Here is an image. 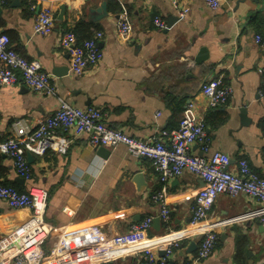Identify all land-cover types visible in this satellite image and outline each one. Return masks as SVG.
<instances>
[{
	"label": "crops",
	"instance_id": "0c3cea01",
	"mask_svg": "<svg viewBox=\"0 0 264 264\" xmlns=\"http://www.w3.org/2000/svg\"><path fill=\"white\" fill-rule=\"evenodd\" d=\"M178 1L189 8L184 17L170 0L0 1V31L9 35L20 55L37 61L51 75L57 90V96H52L22 82L0 87V138L13 133L14 121L36 127L61 98L79 108L98 109L110 127L148 140L161 129L177 128L190 99L206 122L209 151L228 154L231 171H236L237 160L245 158L264 177V97L260 94L264 47L255 42L257 34L264 37V0H225L216 10L204 0ZM61 5L65 8L59 20ZM41 10L53 18L49 34L33 32ZM123 12L132 25L126 41L115 32V20ZM156 17L165 22L164 28L156 26ZM69 31L78 38L103 33L98 42V62L80 76L69 71L70 56L60 44ZM58 67H67V73L53 75L52 69ZM218 75L231 94L226 104L209 107L199 89ZM242 107L250 119L247 125L241 123ZM58 134L69 141L66 151L48 149L43 155L31 154L27 158L29 181L20 178L10 158L0 153V180L19 191L45 189V220L66 234L65 242L54 235L48 237L40 264H91L107 256L104 247L112 250V264H143L141 249L124 245L123 253L116 239L145 217L151 216L153 221L158 217V205L151 195L161 183L149 160L133 157L124 145L105 147L108 153L103 156L84 135ZM201 147L197 141L190 152L207 155ZM137 172L143 173L145 185L135 180ZM203 185L198 175L188 172L166 183L169 220L160 219L157 225L152 221L146 235L154 239L157 255L170 263L188 264L198 250L201 235L189 230L188 222ZM255 206L248 195L222 193L215 198L208 218H232ZM25 214L0 199V237L17 226ZM217 236L211 255L194 264H264V228L258 219L226 224L217 229ZM174 241L178 245L167 255L165 248Z\"/></svg>",
	"mask_w": 264,
	"mask_h": 264
},
{
	"label": "built area",
	"instance_id": "2783aa9c",
	"mask_svg": "<svg viewBox=\"0 0 264 264\" xmlns=\"http://www.w3.org/2000/svg\"><path fill=\"white\" fill-rule=\"evenodd\" d=\"M170 1L179 16L184 17L189 8L181 5L178 0ZM224 1L204 0L212 10L218 9ZM34 8L35 5L30 3V9ZM53 22L52 16L41 10L34 20L33 32L49 34L53 30ZM154 22L160 29L165 27V22L159 17H156ZM131 31L129 17L124 12L119 14L115 20L117 36L126 41ZM102 35L101 31H96L80 44L77 43L73 31L61 37L60 44L69 53V71L73 75L80 76L96 65L101 56L98 42ZM255 42L264 47V37L260 34L255 36ZM262 72L264 78V70ZM19 82L36 92L57 96V90L51 83V75L43 71L37 61L27 60L20 55L12 47L9 36L0 31V87H12ZM199 93L209 107H216L228 102L231 89L223 77L218 75L203 82ZM260 94L264 97V79ZM12 127L13 133L0 140V153L10 158L16 174L24 181L31 180L27 153L43 155L48 149L61 153L66 151L69 141L66 137L60 136L59 132L84 135L87 142L95 148L124 145L133 157L148 159L161 183L160 188L151 195V199L157 203L158 217L164 222L170 217V209L165 200L167 181L185 172L198 175L204 181V185L197 193L188 223L189 230L201 235V241L194 259L188 264H194L211 255L218 242L217 229L226 224L258 219L264 228V177L255 172L245 158L237 160L236 171H231L228 169L231 163L228 154L209 151L210 148L205 141L206 122L198 113L193 100L188 99L184 105L177 128L161 129L156 137L148 140L137 139L120 129L110 127L98 109L79 108L61 98L59 105L41 119L36 127H28L22 121H14ZM262 134L264 137V127ZM197 141L202 143V153L207 155L190 152L192 144ZM222 193L230 196L248 195L255 201L256 206L232 218L210 221L208 213L217 195ZM0 199L10 208L26 211L24 219L0 237V264H40L44 245L50 235L56 236L61 242L66 241L67 237L63 230L45 220L48 199V192L45 189L31 187L27 191H19L0 180ZM152 221L153 218L147 216L142 221L132 224L128 232L117 237L116 240L122 246L119 250L124 253L125 247L130 244L133 250L141 249L143 264H174L166 257L158 256L154 239L147 237L146 233ZM174 245H178L176 241L165 248L167 255L172 253ZM103 253L107 254L105 258L91 264H112L110 262L112 250L104 247Z\"/></svg>",
	"mask_w": 264,
	"mask_h": 264
},
{
	"label": "water",
	"instance_id": "95a60500",
	"mask_svg": "<svg viewBox=\"0 0 264 264\" xmlns=\"http://www.w3.org/2000/svg\"><path fill=\"white\" fill-rule=\"evenodd\" d=\"M65 6L64 5H61L60 6V13H59V16H58V19L61 20L62 19V14H63V10H64ZM102 8L104 9L105 11V3L102 4ZM101 15H98L97 18H99ZM171 22V20H170ZM68 71V68L67 67H58V68H54L52 69V74L55 75V76H63L67 73ZM240 118H241V123L243 125H247L249 122H250V119L247 117V109L246 107H242L240 108ZM99 149V152L103 154V156H106V154L108 153L107 149L105 147H97ZM31 157V154L30 153H27V158L30 159ZM134 178L137 182H139L140 184L143 183L144 185L146 184L145 183V179H144V175L142 172H137L135 175H134ZM19 181H22V179H18ZM159 217L155 218L154 221H153V224H156L159 223ZM193 246V245H192ZM189 247V249H191V247Z\"/></svg>",
	"mask_w": 264,
	"mask_h": 264
},
{
	"label": "trees",
	"instance_id": "16d2710c",
	"mask_svg": "<svg viewBox=\"0 0 264 264\" xmlns=\"http://www.w3.org/2000/svg\"><path fill=\"white\" fill-rule=\"evenodd\" d=\"M5 2V1H4ZM7 34V33H6ZM8 35V34H7ZM9 36V35H8ZM91 36V35H90ZM89 34L87 37H84V38H79L77 37V43L80 44L81 42H83L85 39L89 38L90 37ZM10 38V37H9ZM0 140H2V138H0Z\"/></svg>",
	"mask_w": 264,
	"mask_h": 264
},
{
	"label": "bare ground",
	"instance_id": "6f19581e",
	"mask_svg": "<svg viewBox=\"0 0 264 264\" xmlns=\"http://www.w3.org/2000/svg\"><path fill=\"white\" fill-rule=\"evenodd\" d=\"M100 253V252H99Z\"/></svg>",
	"mask_w": 264,
	"mask_h": 264
}]
</instances>
